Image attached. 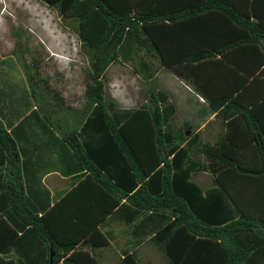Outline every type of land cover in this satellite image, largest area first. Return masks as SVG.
I'll return each instance as SVG.
<instances>
[{"label": "trees", "instance_id": "16d2710c", "mask_svg": "<svg viewBox=\"0 0 264 264\" xmlns=\"http://www.w3.org/2000/svg\"><path fill=\"white\" fill-rule=\"evenodd\" d=\"M43 1L76 22L80 44L90 50L84 118L77 130L60 133L39 104L11 133L0 120V147L10 163L4 165L7 210L13 212L17 227L8 225L9 232L26 244V253L21 250L17 262L2 257L0 261L98 264L81 246L108 244L99 223L116 210L133 232V243L148 237L163 249L165 264H264V98L255 101L258 90L264 92V0ZM232 47L243 52L250 48L251 59L243 65L250 81L229 100L222 93V70L204 61L210 55L227 56ZM147 57L157 58L197 89L207 92L209 87L207 109L224 115L221 139L211 143L200 132L187 138L184 128L191 121H177L181 116L171 93L156 84ZM120 58L137 60V69L153 82L143 91L146 97L132 107L121 108L105 97L103 73ZM234 64L237 69L239 64ZM23 65L34 104L35 91L41 88L29 69L32 64L23 60ZM244 93H248L245 100ZM221 105H226L225 111L218 110ZM236 106L241 108L235 112L231 107ZM14 128L23 129L25 137ZM18 147L29 158L64 152L78 168L75 172L92 174L105 187L99 184L90 207L75 208L74 216L62 203L66 195L50 205L47 189H32L31 196L44 195L42 201L30 204L14 167ZM101 151L107 157L103 165L94 159ZM200 171L212 177L205 187L194 177ZM40 176H32L31 187H41ZM75 192L71 190L68 199L74 200ZM79 194V199L85 195ZM71 204L78 206V202ZM117 264L149 263L132 247Z\"/></svg>", "mask_w": 264, "mask_h": 264}, {"label": "rangeland", "instance_id": "374dc122", "mask_svg": "<svg viewBox=\"0 0 264 264\" xmlns=\"http://www.w3.org/2000/svg\"><path fill=\"white\" fill-rule=\"evenodd\" d=\"M75 26L76 22L70 16L43 0H0V116L3 121L13 122L14 119L25 116L33 107V97L29 92L31 86L29 87V79L23 65V60H26L32 64L29 69L34 71L35 79L39 81L38 86L45 89L37 87L35 91L39 100L35 99L38 104L35 103L44 106L45 118L49 123L55 124L53 127L60 133L77 130L84 118L81 111L86 102L84 89L89 78L86 73L90 69V50L80 44ZM147 61L154 70L153 78L156 79V84L170 91V99L176 103L177 112L181 116L177 121L182 122L188 118L194 130L197 124L203 122L201 119L204 117V137L217 142L222 132L221 128L216 129L215 126L220 118H216L213 113H207L206 116L194 113L193 109L197 104L187 100L189 96H182L187 98L186 100L181 98V95L187 93L185 89L192 86V82H185L184 77L171 68L163 67L155 57H147ZM156 64H160V67L156 68ZM137 67L139 68V64L133 59L120 58L110 63L103 73L105 97L113 96L122 106L146 97L143 91L149 87L152 80L142 75ZM223 69L221 75L227 72L232 79L224 81L225 88H228L222 93L232 100L236 96V88L240 86L241 89L250 78H236L235 69L230 66ZM195 91L196 89L193 92ZM258 91L260 93L255 97L256 103L264 98V92ZM179 95L181 99L178 98ZM191 96L194 99L192 94ZM200 116L201 119L198 118ZM234 150L236 149H232ZM194 177L203 185H208L211 174L208 171H200ZM121 244L120 236L115 238L110 246L100 249V264H116ZM135 247L138 256L149 264H165L166 255L163 250L153 246L151 241L143 240Z\"/></svg>", "mask_w": 264, "mask_h": 264}, {"label": "crops", "instance_id": "0c3cea01", "mask_svg": "<svg viewBox=\"0 0 264 264\" xmlns=\"http://www.w3.org/2000/svg\"><path fill=\"white\" fill-rule=\"evenodd\" d=\"M262 41L264 42V37H262ZM250 53H251L250 48H247L246 52H243L242 48L232 47L231 49L227 50V56H223L220 54L208 56V58L205 59V61H204V65L214 66V64H216V66H218L220 68V70L223 71L224 70L223 67H225V65L232 67V65H235L234 63H238L239 66L237 69H235L234 75L238 79H239V77L245 78L246 73L243 72V71H245L243 65H245L244 63L249 62L248 59H251ZM162 70H165V69H162ZM170 71L172 72L171 69H170ZM243 73H245V75ZM231 79H232V76L230 74H228L227 72H226V74L222 75L221 80H220V83L222 84V91L225 90L224 87L226 86L224 81L225 80H231ZM185 82L188 83L187 80ZM191 85L192 86H188L187 89H185L187 91V93L186 92H185V94L183 93L184 95H181V98L189 96L190 98H188V99L183 98V99L193 101L197 104L196 105L197 107L195 109H193L194 113L196 112V113H198V115L201 114L202 116H206L207 113H209V114L213 113L214 116H216V118H220V120H217V125L215 126V128L216 129L221 128L220 131H222V129L224 127V118H222V116H224V115L215 114V112H213L215 109L214 110L207 109V105H208L207 95H208L209 87L207 88V92H205L204 91L205 88L200 87V89H197L194 86L195 84L191 83ZM244 85H242V86H244ZM194 89H196L195 92H193ZM236 91L237 92L241 91L240 86L237 87ZM180 93H182V92L180 91ZM248 93H246V94L244 93L245 95H241L242 99L245 100ZM191 94L193 95L195 100L192 98ZM199 96H202L203 100L200 99ZM108 97L116 100V102L118 104V100L115 99L113 96H108ZM195 97H197L198 99H196ZM178 98L181 99L180 95L178 96ZM142 99H144V98H142ZM142 99L137 100L133 104H126L125 106L118 104V106L121 108L132 107V106H134V104L136 105L139 102H141ZM244 102L245 101H243V103L241 105L245 104ZM119 103H121V102H119ZM33 105H34L33 107H35L36 103L34 102ZM176 108H177V106H176ZM219 108L220 109H218V110L222 109L223 111H225L226 105H221ZM239 108H241V106H236L235 109H234V107H231V109L235 112L237 110H239ZM40 111H41V113L43 112L42 110H40ZM221 111H219V113ZM7 113H8V111H7ZM23 116L24 115H22L19 119H14L13 122H10L9 120L3 121L1 116H0V120L2 121L4 127L7 129V131H9V133H11V129L17 124V122ZM202 116H200L198 118L201 119ZM203 118L201 120L204 122ZM186 119H188V118H186ZM203 122H201L199 125L197 124V128L194 130H192V127H194L192 122L190 125L185 126L186 128H184V129H185V135L187 136V138L192 136L194 133L200 132V135L203 139H205V138L208 139L207 137H204V135H205L203 133L204 130L202 131V129H204L203 127L205 126ZM211 128L213 129V127H211ZM16 129L14 128V132ZM15 133L18 135H21L22 139H23V137H25L24 136L25 132L23 131V129L22 130L17 129ZM20 141H21V139H20ZM213 141H211V142H213ZM19 143L20 142L17 140V144H19ZM23 147L26 148V146L22 143V148ZM18 148H19L18 165L14 166V167L18 168L19 174L21 175L23 190H24L25 197L27 196V198H28L27 199L28 203L31 204V201H38V202L42 201L41 196H43L44 193H38L34 196H31V190L32 189L40 188L41 191L44 189H47L49 191V203H50V205H52L54 202H57L60 197H63V195H66V197L63 199L64 202H62V203L68 204V206H64V207H66V209H69L67 211L69 216H74L77 214V211H75V208L87 209L90 207L91 201L93 199V192L95 191V189L97 187H99L98 185L101 184L100 183L101 181L97 180V178L94 177V175L92 176V174H86V175L82 176V175H79V173L77 171L75 172V169H78V168H73L72 161L69 158H65L64 152L59 153L58 151H56V152L49 154V155H46V152H45V154L43 156L31 155L32 158H29L28 155H25L22 153V149L20 147H18ZM32 148H33V146H30L31 150H32ZM56 150H59V149H56ZM94 154H96V153H94ZM94 159L98 162L99 161L102 162V165H103V163H104L103 161H105L107 159V157L105 155V152L101 151L100 153H98V155L96 154V158H94ZM49 161H50V166L48 163ZM6 164L7 165L10 164L8 157L5 154V150L0 147V213L3 215V216H0V257H2V259H5V260L8 259V262H10V260L12 262H17V258L20 256L19 254L21 253V250H22L23 254H24V252L26 253V251H25L26 244L21 243L19 241L18 237L16 236V234L13 235L11 232H9L10 229H9L8 225L13 226L14 229H17V227H16V219H15L13 212H9V210H7L8 207L10 206L9 205L10 203H9L8 197L6 196V193H5L6 177H5L4 172L6 169L4 167L6 166ZM105 164H107V166H109V167L112 166V163H110V162H105ZM83 171H86V168H84ZM83 171H81L80 173H82ZM7 172H8V169H7ZM105 173H107V172L105 171ZM33 174H36L37 176L41 175L40 176L41 187H36V186H35L36 188L31 187V183L33 182L32 178L33 177L37 178V176L33 175ZM36 178H34L35 183H37ZM196 180L199 181V179H196ZM210 182H211V178H210ZM101 185H103V184H101ZM76 186H78V187L80 186V187L75 189ZM103 186L105 187V185H103ZM203 186L205 187L207 185H203ZM71 190L76 191L75 193H72L73 198L76 196L74 200L68 199V197H69L68 193ZM80 192L84 193L85 195L79 199V197H80L79 193ZM70 195H71V193H70ZM65 201H67V202H65ZM71 202H78V206L72 205ZM63 209H65V208H63ZM115 211L116 210H113L110 214L105 216L103 218V220L99 223V227H100L101 231L103 233H105V235L107 236L108 244L100 246V247H93L90 245L81 246L82 248L87 249L90 252V254L95 258V260H97L98 264H100V261L98 258V256L100 255V249L110 246L112 241L115 240V238H117V237H120V236L122 237V244L120 245L119 257L116 260V264H117L118 260L123 257V254L126 252V250L128 248L131 249L132 247H134L137 249V247H135V246H138V243H136V244L133 243V239H134L133 232L131 231V233H130L126 229L127 223L123 219L124 215H122L120 212H117V211L115 212ZM18 234H20L19 230H18ZM145 239L147 241L148 237H146ZM24 243H25V239H24ZM151 243L153 246H156L157 248H159V246L156 243H154L152 241H151ZM27 246L29 247V245H27ZM159 249H161V248H159ZM52 251L53 250L51 249V252ZM163 253H164V251H163ZM53 254H54V251H53ZM141 259L144 260L143 258H141ZM165 261H164V263H165ZM8 262L0 261V264H12V263H8ZM50 263L52 264L51 260L49 261V264Z\"/></svg>", "mask_w": 264, "mask_h": 264}, {"label": "water", "instance_id": "95a60500", "mask_svg": "<svg viewBox=\"0 0 264 264\" xmlns=\"http://www.w3.org/2000/svg\"><path fill=\"white\" fill-rule=\"evenodd\" d=\"M52 255H53V251L50 253V258L52 257ZM51 264V263H50Z\"/></svg>", "mask_w": 264, "mask_h": 264}, {"label": "built area", "instance_id": "2783aa9c", "mask_svg": "<svg viewBox=\"0 0 264 264\" xmlns=\"http://www.w3.org/2000/svg\"><path fill=\"white\" fill-rule=\"evenodd\" d=\"M201 99H203L201 96H200Z\"/></svg>", "mask_w": 264, "mask_h": 264}]
</instances>
